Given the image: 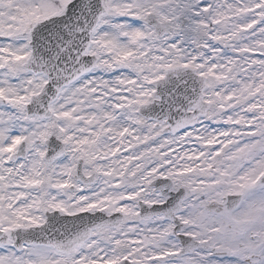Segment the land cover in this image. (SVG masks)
<instances>
[{"label":"snow or ice","instance_id":"snow-or-ice-1","mask_svg":"<svg viewBox=\"0 0 264 264\" xmlns=\"http://www.w3.org/2000/svg\"><path fill=\"white\" fill-rule=\"evenodd\" d=\"M0 264H264V0H0Z\"/></svg>","mask_w":264,"mask_h":264}]
</instances>
